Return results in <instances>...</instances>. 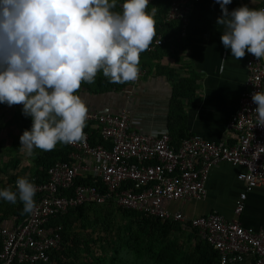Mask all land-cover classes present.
<instances>
[{
	"label": "built area",
	"instance_id": "built-area-1",
	"mask_svg": "<svg viewBox=\"0 0 264 264\" xmlns=\"http://www.w3.org/2000/svg\"><path fill=\"white\" fill-rule=\"evenodd\" d=\"M154 0H149V5ZM200 0H167L161 20L176 22L184 35L190 6ZM121 0L117 7L122 11ZM264 8V0L255 7ZM169 37L156 35L147 51H153ZM244 87L234 112L225 123L227 139L208 140L189 134L176 145L166 130L142 131L126 108L88 109L85 138L65 144V159H56L45 169L43 181L35 185L36 209L9 227L0 225V264H41L50 262V251L61 246L63 219L50 224L51 218L63 217L67 209L87 203L102 204L112 199L123 209H131L161 219L176 221L181 228L197 230L217 253L220 264H233L246 256L252 264H264V227L252 229L237 220H227L220 213L186 215L179 209L169 210L165 202L200 199L211 165L228 162L241 166L236 178L243 183L233 206L238 215L246 192L264 181V126L257 125L256 105L251 95L264 91V64L250 53L245 54ZM136 83L145 70L139 68ZM125 98L130 88L121 89ZM100 141L91 143L93 131ZM89 177L90 183L76 178ZM15 179L12 183L15 188ZM98 184V185H97ZM16 189V188H15Z\"/></svg>",
	"mask_w": 264,
	"mask_h": 264
},
{
	"label": "clouds",
	"instance_id": "clouds-1",
	"mask_svg": "<svg viewBox=\"0 0 264 264\" xmlns=\"http://www.w3.org/2000/svg\"><path fill=\"white\" fill-rule=\"evenodd\" d=\"M232 0H216L222 15L220 37L237 61L246 52L264 59V8L246 5L228 11ZM149 0H0V104L22 105L32 126L19 137L28 157L52 151L58 143L85 138L88 108L79 92L102 72L111 83L135 81L140 54L155 36V13ZM257 125L264 126V91L251 95ZM16 190L0 189V199L19 200L23 212L36 209V188L26 177Z\"/></svg>",
	"mask_w": 264,
	"mask_h": 264
},
{
	"label": "crops",
	"instance_id": "crops-1",
	"mask_svg": "<svg viewBox=\"0 0 264 264\" xmlns=\"http://www.w3.org/2000/svg\"><path fill=\"white\" fill-rule=\"evenodd\" d=\"M262 1L232 0L226 8L229 12L245 5L255 8ZM153 7L156 8L155 36L169 39L150 53L144 51L140 54L139 68L145 70L146 75L134 84L126 83L124 88L131 90L128 99L121 90L119 103L93 106L89 98L81 94L82 100L88 109L106 107L117 111L126 108L135 120L132 126L142 131L166 130L175 140L180 138L178 132L184 131V136L195 133L208 140L225 138L230 141L231 134L225 129V123L236 109L244 87L245 56L237 61L231 56V50L221 43L224 29L217 24V18L222 15L220 5L216 0L193 3L183 36L179 35L178 23H163L161 20L167 0H154L146 11L151 13ZM241 169V166L228 162L211 165L202 198L168 201L164 206L169 210L179 209L189 216L215 211L227 220H237L243 227H264V181L246 192L241 212L238 215L233 213L234 201L243 190V183L236 178ZM11 172L18 177L30 173L29 169L21 172L17 168ZM15 179L0 176V184L12 190ZM16 217L15 213L8 212L0 225L9 227L17 223ZM233 264L252 263L246 256Z\"/></svg>",
	"mask_w": 264,
	"mask_h": 264
},
{
	"label": "rangeland",
	"instance_id": "rangeland-1",
	"mask_svg": "<svg viewBox=\"0 0 264 264\" xmlns=\"http://www.w3.org/2000/svg\"><path fill=\"white\" fill-rule=\"evenodd\" d=\"M97 76L104 77L102 72ZM80 91L84 97L89 98L90 104L95 106L96 104L119 103L121 89L112 86L96 94L88 93L83 88H80ZM22 108V105L0 104V176L10 179L13 177L11 169L17 168L21 172L29 169L30 173L33 172L35 170L34 159L42 151L35 149L33 156L28 157L20 149L19 137L23 131L30 130L32 126L31 117L22 114ZM1 186L2 184H0V189L7 188V186H2V188ZM135 220L134 215L123 212L115 205L85 207L83 217L70 218L65 233V248L59 263L71 264V262L79 261L84 263L95 258L109 263L116 245L124 244L123 242L128 238L127 233L136 227ZM188 232L189 230L186 229H172L167 236L169 240L181 245L177 264H192L194 236L188 235ZM143 262L134 257L129 250H125L121 261L115 255V263L142 264ZM53 263L52 260L51 264Z\"/></svg>",
	"mask_w": 264,
	"mask_h": 264
},
{
	"label": "trees",
	"instance_id": "trees-1",
	"mask_svg": "<svg viewBox=\"0 0 264 264\" xmlns=\"http://www.w3.org/2000/svg\"><path fill=\"white\" fill-rule=\"evenodd\" d=\"M121 0H116V4ZM113 11L119 12L118 7L116 6ZM158 48V47H157ZM146 52H151L147 51ZM127 83V82H126ZM126 83L116 84L111 83L108 78L97 76L95 79V83L88 84L86 82H82L81 87L86 92L96 94L98 92H102L108 87L114 86L116 89H122ZM175 90L173 92V102L175 99ZM76 95H81V91L75 93ZM89 129L88 123H86V126L84 130ZM93 131V136L90 139L91 143L100 141V138L97 137L96 133ZM180 135V138L178 139H172L171 135V142L176 145L177 142L185 137L184 131L178 132ZM66 152L67 148L65 144L59 143L58 147H56L52 151H41L40 154H38L34 159V165L35 170L29 174H24L20 177H26L28 180H31L32 178L36 181H43L46 177L45 169L46 167L51 164L56 159H65L66 158ZM19 178L18 176L13 175L11 180ZM78 182H87L90 183L91 180L89 177H86L84 179L76 178L75 183ZM98 185V184H97ZM2 188V187H1ZM12 190L15 191L16 189L12 186ZM115 205L112 199L106 200L102 204H94V203H87L82 204L79 206H75L72 208L67 209L66 213L63 215V217H56L51 218L49 220L50 224L57 223L58 221L63 219L62 228L60 230V236H61V246L58 250H52L50 251V262L49 263H41V264H51V261L53 260V264H66V263H59L61 260V255L63 254V249L65 248V242H66V229L69 225L70 218L76 217L80 218L83 217L85 207L94 206V205ZM116 206V205H115ZM118 209L122 210L123 212H128L135 217L136 227L127 233L128 238L124 244L120 245L117 244L114 249V255L111 257L109 263H104L100 259H91L89 262H77L71 264H119L115 263V255L118 257L119 261H121L124 257L125 250H129L133 253L134 257L138 258L141 261H144L142 264H177L178 261V254L181 250L180 243L176 241H172L168 239V234L172 229H180V230H189L188 235L194 236V243H193V255L194 258L191 260L192 264H220L218 260V256L216 251L203 239L201 238L197 230L193 227L186 226L184 228H181L180 225L171 219H161L158 217H154L151 215H147L146 213L131 210V209H123L118 206H116ZM15 213L17 215V222L21 221L26 213L23 212V204L17 200V203L15 204V207H13V204L4 202L3 199H0V222L4 220L7 213Z\"/></svg>",
	"mask_w": 264,
	"mask_h": 264
},
{
	"label": "water",
	"instance_id": "water-1",
	"mask_svg": "<svg viewBox=\"0 0 264 264\" xmlns=\"http://www.w3.org/2000/svg\"><path fill=\"white\" fill-rule=\"evenodd\" d=\"M262 60V62H263V64H264V59H261Z\"/></svg>",
	"mask_w": 264,
	"mask_h": 264
}]
</instances>
